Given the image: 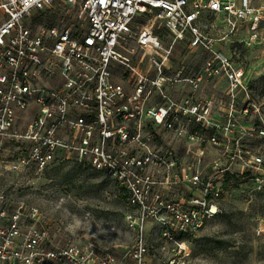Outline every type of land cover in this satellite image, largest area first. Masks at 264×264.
I'll use <instances>...</instances> for the list:
<instances>
[{
	"label": "built area",
	"instance_id": "1",
	"mask_svg": "<svg viewBox=\"0 0 264 264\" xmlns=\"http://www.w3.org/2000/svg\"><path fill=\"white\" fill-rule=\"evenodd\" d=\"M55 8L75 10L78 25L64 18L38 22L39 13ZM205 11L258 19L251 0L0 1V167L39 172L55 161H74L107 176L135 213L128 215L137 229L126 254L130 264H148L147 220L174 245L167 264H185L190 252L183 238L221 213L222 182L233 165L264 188V124L228 140L226 166L204 164L200 146L218 142L213 102L170 99L173 47L186 41L199 48ZM165 35L172 42L164 43ZM226 62L217 53L206 63L208 77L215 75L214 63ZM242 75L231 74L233 88ZM201 79L173 81L196 88ZM246 136L253 146L244 143ZM168 138L196 147L184 151L190 162L174 153ZM60 227L44 222L38 208L0 193V264H123L91 242L66 239Z\"/></svg>",
	"mask_w": 264,
	"mask_h": 264
},
{
	"label": "rangeland",
	"instance_id": "2",
	"mask_svg": "<svg viewBox=\"0 0 264 264\" xmlns=\"http://www.w3.org/2000/svg\"><path fill=\"white\" fill-rule=\"evenodd\" d=\"M251 7L258 16L255 22L203 12L199 20L202 44L192 49L186 41L179 42L170 57V99L179 103L182 97L188 104L213 102L218 142L216 146L206 142L200 146L204 164L218 160L221 167L226 166L228 140L235 138L237 132H247L248 127L264 124V0H251ZM61 18L78 25L75 10L67 8L39 13L38 22ZM163 41L172 42L166 35ZM217 53L227 62L214 63L215 75L208 77L210 69L206 63L214 61ZM179 68L182 74L175 77L173 71ZM237 71L243 74L241 86L233 88L230 76ZM198 75L202 79L196 88L173 81ZM193 128L191 124L189 130ZM158 131L161 142L164 133ZM165 136L174 138L172 134ZM202 136L206 140L208 133L203 132ZM246 139L244 143L254 145L251 137ZM170 143L177 156L190 162L184 151H195L196 147L186 139ZM229 170L222 182L221 213L208 220L194 236L183 238L190 252L185 264H264V188L257 189L251 177L239 175L237 165ZM172 192L176 194L177 190ZM0 193H6L13 202L23 201L38 208L43 221L61 226L63 237L73 243L91 242L98 253L108 251L123 264H130L126 254L135 242L137 229L130 227L128 215L135 213L126 206L121 190L101 172L74 161H55L39 172L30 168L14 173L0 167ZM258 227L260 235L256 234ZM159 229L153 220H147L142 228L149 248L148 264H167L173 254L174 245L161 239Z\"/></svg>",
	"mask_w": 264,
	"mask_h": 264
}]
</instances>
